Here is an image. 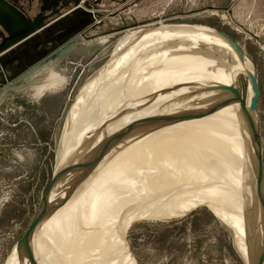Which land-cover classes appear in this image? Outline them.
Here are the masks:
<instances>
[{"label": "rangeland", "instance_id": "1", "mask_svg": "<svg viewBox=\"0 0 264 264\" xmlns=\"http://www.w3.org/2000/svg\"><path fill=\"white\" fill-rule=\"evenodd\" d=\"M86 2L92 7L89 11L95 14L92 15L91 22H88V19H85L87 17L79 13H70L65 17H61L58 21L49 24L41 31V33L45 31L46 33H44L47 34L46 37L49 36L48 39L52 38L53 40L40 41L39 39L42 38L40 35H38L39 37H33L29 45L22 47L15 53V55L19 57V60H15L12 66L5 64L6 68L4 70L0 69V71L3 70L2 72L5 71V75L12 78L10 82L15 81L16 77L13 78V73L17 70L18 66L24 65L29 60L32 64L37 63L66 43L64 42L60 45L64 38L57 39L58 34H60L61 29L64 27L68 29L77 24V34L79 35V33L83 31L81 33L83 34L82 39H77L79 43L84 41L86 44H90L92 42L103 41L102 48L93 54L82 52L79 48L80 46L71 51L68 58L62 60L57 68L58 70H63V73H59L56 69H51V75L58 73L59 76L64 78V81L62 85H58L59 87L44 91L43 95H40L41 97L31 94L30 96L33 97L31 98L13 93L11 96L4 97L3 99L0 98V264L9 263L16 249L14 246L23 238L36 212L39 208L41 210L44 200L47 198V192H49L48 188L51 181L60 168L63 136L67 126L68 116L77 97L88 82L94 80L93 78H95V76L96 78L102 76L110 70L113 64H117V72L115 70V75L110 73L106 75V78L111 75L113 89L107 94L110 95L112 93V97H109L113 101L110 100L112 103H105L102 101L105 105L101 109L96 110L99 116L102 117L109 111L108 109L106 112L105 107L114 103V109L117 108V112L116 114L114 113V115L113 109V111L111 110L107 113L109 117L106 119L104 118L105 121L103 120L102 125H100L101 128L99 127V129H96L99 138L93 139L89 143L91 149L94 148L93 155L96 154V166H98V163L101 165L104 164L103 162H105L106 156L109 153L107 150H103L104 147L106 148V145L99 149L102 144L103 136H105V134L107 135L108 131L115 125L113 124L117 122L115 119L118 120L121 118L126 105H128L127 108H131V103H136V108H139L140 105L141 108L143 105V110L138 114L144 115V120H146L148 116H150V120H152L154 116L157 117L156 113L151 114L149 112L152 110L151 107H158V105L156 106V102L161 101L162 98L153 99L151 93H155L156 91L154 92L152 89L151 92L149 91L152 100H149V95H145L146 91L143 93L144 95L141 96L140 90L142 86L140 87L139 85H143L150 81H152L151 83L153 84L154 81L156 82L159 80V75H156L159 71L163 72V66L162 62L159 61L160 58L158 54H155V52L158 51H156V44L152 38L145 44L138 46L141 48L147 47L145 51H142L143 54L131 50L132 46L128 44L132 43L133 45L134 40L130 39L129 35L132 36V32L138 29L159 27L160 24L205 26L228 35L236 43L239 49L251 62L258 78L259 98L256 119L257 125L259 123L258 133L264 170V26L258 27L257 21L253 19V7H256V0H86ZM261 4L262 7H260V12L264 15V10L262 9L264 8V0L261 1ZM220 12L228 14L232 23H229L223 18L219 14ZM84 23L86 24L83 27L82 25ZM64 24L65 26H63ZM81 26L83 28L79 29L78 27ZM237 27L240 28L241 32L237 30ZM48 29L49 31H47ZM71 39L76 38L72 37ZM39 42H41L40 48H31L34 44ZM53 43L58 44L59 47H55ZM125 45L131 48L126 50L127 48ZM134 55H139V57ZM141 55L142 57H140ZM128 58H130V60L134 58L139 59L137 61L134 60L135 62H130ZM144 59L146 60L144 61ZM137 67L141 69L137 71ZM138 77L142 80L137 79ZM161 79L165 80V76ZM134 83L135 85L132 86ZM128 85L132 86V91ZM3 87H5V85L3 83L0 84V92ZM234 87L240 103L247 106L249 85L246 78L241 75L236 77L235 74ZM128 88L130 90L129 92ZM94 89L96 90L95 95L97 96V94H99L98 97L101 96V92L97 93V90L100 89L97 83L95 82V85L91 83L90 89L86 94L87 97H85L86 100H94ZM117 89L122 90L118 96H115L114 93ZM121 92L125 95L121 94ZM38 97L40 98L34 99ZM100 98L102 100V97L98 99ZM147 99L148 101L146 102ZM119 100L124 101L121 103ZM153 103L155 104L152 105ZM109 108L111 109L112 107ZM185 108H188V105H180L179 111ZM102 109L103 111H101ZM168 110L171 111L169 117L177 118L178 114L175 113L176 108L169 107L166 112H168ZM113 117L115 118L112 121L110 118ZM150 120L142 122L140 125L133 128L132 132L137 133L140 131L141 126L147 123L149 129L146 134L147 140L145 145H143V147H138V149L135 148L137 145L131 148L134 161L132 160V162L126 165H131L135 161L137 163H143L156 159L158 152H160L170 140V135H162L157 129H152L154 126L150 128L149 124H153L149 122ZM94 124L95 123L90 125L92 126L90 129H95L93 128L95 127ZM93 132L96 133L95 131ZM116 133L117 129L115 130V128H113L111 136L114 135L115 137ZM74 139L75 136L70 140L73 141ZM110 139L111 144L113 143L112 137H110ZM72 141H69V143L71 142L73 146L75 140ZM99 141L101 142L100 144H98ZM92 145H94V147ZM67 147L71 148L68 143ZM123 166L125 165L119 163L108 173L117 172ZM96 169L98 174H100L99 169ZM193 170H195V168H193ZM198 170L200 171V169H196L193 172L191 168L187 170V172L191 174L188 175V178L195 179L197 176H200L199 174L201 171L199 172ZM202 172L204 173V171ZM63 173L69 176V168H65ZM194 173L198 175L194 176ZM201 176L204 177L203 174ZM98 177H100V175ZM162 182L163 180L157 179L153 182L151 181L147 186L144 184L143 186L145 187L139 186L140 188L134 190L130 189L126 196V200L123 201L124 203L119 205L118 213L123 214V212L127 210L126 208H138L144 205L143 201L145 195L147 197L150 194H152L150 203L157 200L158 204L148 207L157 212L168 210L171 205L179 206V200H182L181 202H186L188 197L185 199L178 198L177 202H173L171 205V202L167 201L168 199L162 198L163 203H161L157 196L161 195L159 192L163 185ZM100 183L102 184V181H100ZM88 192L89 191H86L84 193L87 199L90 198V200L87 201V210H93V208L94 211L95 209L98 210L99 205L97 204V200H95L97 197L94 195V191L92 193L94 196H90L91 194ZM89 201L91 205H89ZM145 203L147 202L145 201ZM92 206L93 208H91ZM90 212L92 211L90 210L88 213ZM260 213H264V211H260L258 214ZM84 217H86L85 214H82L77 221L73 222L72 220H68L66 221L67 224L63 221L65 222V229L59 232H56V230L53 231L50 233L49 238L45 239L49 242L45 244L38 243L34 247H36L38 251L49 245L52 247L59 242H63V240H65V243H62L63 245L72 246V243L75 244L80 241L79 238L85 230V227L80 224V221H83ZM63 222L62 226H64ZM87 222H89L88 226L90 224V227L98 224V222L96 224L94 221ZM91 223L93 224L91 225ZM78 224H80L79 227H82L77 228V231L76 226H78ZM259 225L257 226L258 228L254 225L256 229L251 228L253 229L251 231L254 233L258 229L257 241L261 245L262 241H264V236H260V227H262V225L260 227ZM244 226L242 227L245 228L246 231H243V233L246 235L247 232L249 233L250 229ZM104 234L107 236L105 237ZM68 235H71V238ZM103 235L101 234V237H103L100 239L102 241V246L107 239L111 242L116 234L103 233ZM236 237H238V239ZM87 238V236H84L83 239L86 240ZM70 239L72 240L71 244L69 242ZM242 239L241 236L235 233L234 228L226 224L225 220L216 216L207 206H201L184 216L167 219L137 218L136 221L131 223L123 238V245L127 247V250L123 249L122 257L114 256V253L118 254L119 252H117V246L110 244L113 247L112 249H108L110 254L105 247L104 249L107 253L104 252V255L103 251H99L97 247H95L97 250L92 252L90 251L92 249H89L88 246L85 248L89 249V252L82 258L79 253L82 251L81 247L84 249L83 243H80L83 246L78 244L79 247L81 246L80 250H78L79 247L76 246V252L70 253L69 249L62 257L57 256L56 258H52L51 261H46L45 259L48 253L46 250L38 252L36 257L33 258V251H28V254L32 264H108V262L111 264H254L240 244V242L243 244L246 243L245 239H243V241ZM259 240L262 241L260 242ZM118 241H120V236H118L117 242ZM110 245L108 246L110 247ZM77 250L79 252H77ZM98 253L100 256H98ZM101 254H103V256ZM106 258H108V260Z\"/></svg>", "mask_w": 264, "mask_h": 264}, {"label": "bare ground", "instance_id": "2", "mask_svg": "<svg viewBox=\"0 0 264 264\" xmlns=\"http://www.w3.org/2000/svg\"><path fill=\"white\" fill-rule=\"evenodd\" d=\"M222 17L225 18L224 14ZM237 30L240 31V28L237 27ZM132 33L134 35L129 36L130 39L134 40V44H128L132 48L125 45L126 50L131 48L135 52L142 53L147 47L141 48L138 46L145 44L152 38L156 44V51H158L155 54H158L159 61L162 62L163 72L159 71L156 75H159V80L154 81L155 83L153 82V84L150 81L144 84L142 82L143 85H139L140 87L142 86L141 94L139 93L141 96L146 91L145 95H149L148 98H150L149 91L151 92L152 89V91H156L151 93L153 99L162 98L161 101L156 100L158 101L156 102L158 107H151L152 112H149L151 114L156 113L157 117L154 116L150 120V116H148L149 118L146 117V120H144L145 116L138 114L143 110V105L141 108V105L136 108V103H131V108H127L128 105H126L124 113L122 112L121 118L118 119L119 121L115 119L117 121L113 123L115 125L108 131L107 135L103 136L99 149L106 145L103 150H107L109 153H106L104 164L98 163V166H96V154L93 155L94 148L91 149L89 143L91 140L99 138L96 129L101 128L100 125H102L104 118L109 117L107 113L114 109V103L105 107V111L107 112L108 109L109 111L102 117L96 111L101 109L105 103H112L111 101H113L110 98L112 93L110 95L107 94L113 89L111 75L108 78H106V75L108 73L115 75L117 64H113L110 70L102 76L98 78L95 76L96 79L93 78L94 80L88 82L77 97L68 116L63 136L60 168L56 172L55 180L49 189L41 210L36 213L34 226L27 237L18 246H14L16 249L8 264H32L28 253L33 251V258L42 250L48 251L45 259L46 261H51L52 258L57 256L62 257L69 249L70 253L76 252V246L80 243L84 245V249L80 246L82 251L79 255L82 258L89 252V249H92L90 250L92 252L98 249L103 251L105 255L104 252L106 250L108 252V249L113 248L110 244L117 246V252L119 253H114V256L122 257L123 249L127 248L123 245V238L131 223L136 221L137 218L167 219L184 216L201 206H207L211 212L234 228L238 236L245 239L246 243L240 242V244L254 264H264V241L259 240L260 242L262 241L261 245L258 243V229L254 233L251 231L256 229L254 225L257 227L260 224L259 227L262 225L260 227V236H264V213L258 214L260 211H264V192L258 186L256 180L257 147L250 127L252 126L250 125L251 122L254 125L256 124L257 128L259 125V123L257 125L256 112L253 115L250 112L252 90L247 73L249 70L255 71L251 62L243 52L244 57L241 58L231 44L216 30L205 26L160 24L159 27L138 29ZM100 43L102 44L103 41ZM134 56L139 57V55ZM128 59V61L133 62L139 58ZM138 67L136 68L137 71L141 69ZM51 69L53 68H46V77L42 84L31 87L29 92L32 95L40 96L44 91L62 85L64 78L59 76L58 73L51 75ZM235 74L236 77L241 75L246 78L249 85L247 106L240 103L236 94L234 87ZM164 76L165 80L161 79ZM95 82L100 88L97 93L101 92L99 97H102V100L101 98L98 99L99 94L96 93L97 96L95 95L96 86L93 90L94 100H86L85 97H87L86 94L90 89V84L94 83L95 85ZM131 85H128L129 88L134 86L135 83ZM129 88L128 92L130 91ZM117 90L114 93L115 96H118L122 89ZM149 100L152 99L150 98ZM122 101L120 102L122 103ZM185 104L188 105V108L179 111V106ZM109 107L112 108L110 109ZM169 107L176 108L177 118L169 117L171 111L168 110L166 112ZM116 109H114L113 114H116ZM251 116L252 118H250ZM114 118L110 119L113 121ZM147 119L153 123L149 124L150 128L154 126L152 129H157L162 135H170V140L158 152L156 159L143 163L135 161L131 165H126L133 160L131 148L137 145L135 148L138 149V147L145 145L149 128L147 123H144L139 132L134 133L132 130L142 122L148 121ZM93 123H95V127H93L95 129H90V127L92 128L90 125H93ZM113 128L117 129L115 137L114 135L111 136ZM74 136L75 141L73 140L72 146L69 141H72L70 139L74 138ZM110 137H112L113 142L111 144ZM100 141L98 144L101 143ZM67 143L71 148L67 147ZM92 146L94 147V145ZM119 163L125 166L117 172L108 173ZM65 168H69V176L63 173ZM96 168L99 169L100 174H98ZM190 168L193 172L196 169H200L204 177L201 176V173L199 174L200 176L194 173L195 175H192L197 176L195 179L188 178V175L191 174L187 170H190ZM99 175L100 177H98ZM157 179L163 180V185L159 192L161 195L157 196L161 203H163L162 198L168 199L167 201L171 202V205L173 202H177L178 198L185 199L188 197L186 202L179 200V206L171 205L168 210L157 212L149 208L158 204L157 200L150 203L152 198V194H150L147 197L145 195L144 205L138 208H126L127 210L123 214L118 213L119 205L124 203L123 201L126 200L130 189L145 187L143 186L144 184L147 186L151 181L153 182ZM100 181H102V184ZM86 191H89L90 196L95 195L97 197L95 200L98 202L99 212L97 209L94 211L92 206L93 210L88 208L92 212L88 213L87 201L90 198L87 199L85 197L84 193ZM93 191L94 195H92ZM89 205H91L90 201ZM82 214H85L86 217L83 218V221H80V224L85 227V230L83 229L84 232L80 230L83 232V234L80 232V241L74 244L70 239L69 242L70 244L72 243V246H70L63 245L62 243H65V240H63V242H59L52 247L49 245L37 251L36 247H34L36 244L49 242L45 239L49 238L50 233L55 230L56 232L62 231L66 228V221L72 220L75 222ZM87 221H94L96 224L98 222V224L92 225L93 222L90 227ZM62 222L64 226H62ZM80 224L76 226V229L82 227H79ZM244 225L247 229H250L246 235L243 233V231H246L242 227ZM103 233H115L116 235L111 242L107 239L102 246L100 239L105 235ZM101 234L103 235L102 237ZM84 236L88 238L84 240ZM118 236H120V241L117 242ZM236 238L238 239V237ZM80 247L78 250H80ZM78 250L77 252H79ZM103 254L101 255L103 256ZM98 256H100L99 253ZM106 259L108 260V258Z\"/></svg>", "mask_w": 264, "mask_h": 264}, {"label": "water", "instance_id": "3", "mask_svg": "<svg viewBox=\"0 0 264 264\" xmlns=\"http://www.w3.org/2000/svg\"><path fill=\"white\" fill-rule=\"evenodd\" d=\"M15 1L16 0H13V1L0 0V26L4 30V35L0 42V69H3V70L6 68L5 64H8V66H12V63L15 60H19L18 56H16L15 53H17V51L21 49L22 47L29 45V43L32 42L31 39L33 37L35 36L39 37L38 35H40L41 31L45 29L49 24L54 23L55 21H58L61 17H65L66 15L70 13L74 14L78 11H81L80 9L77 8L78 7L77 5L78 3H77L76 4L77 6L74 9L67 12L66 14L52 17L48 21L43 22L41 20H31L30 18H27V16H24L23 13L16 7ZM84 14L86 15V17H89L90 15L91 16L95 15L93 13L90 14L86 12H84ZM219 14L221 16L224 14L225 19L229 23H232L231 20L229 19L228 14L224 12H220ZM217 32L231 44V46L236 50V52L241 58L244 57V55L242 54V51L239 49L236 43L228 35L220 31H217ZM77 33H78V30L64 37L62 42L60 41L61 42L60 45L63 44L64 42L66 43L63 44L61 47H59L58 44L53 43L55 47L57 48L59 47V48L51 52L46 58L40 60L39 62L32 64V62H30L29 60L24 65L18 66L17 70L14 71L13 73V78L16 77L15 81L10 82L12 81L11 80L12 78L10 77H5V80H4L2 78L3 77L2 74L0 73V78H1L0 84L3 83L5 85V87H3L0 92V98L3 99L4 97L11 96L13 93L16 95L31 97L30 96L31 93L29 92L31 87L40 85L45 80L46 68L51 67L53 69H56L59 73H63V70L57 69L60 62L68 58L69 53H71V51L76 49L78 46H80L79 48L82 52H87L89 54H93L94 52L102 48L103 44H101L100 42H92L90 44H86L84 41L79 43L77 39H71ZM247 74H248V79L250 81L251 90H252V96L250 99V112H251V115H253L257 110V104H258V98H259V83H258V78H257V74L255 71L249 70ZM40 97L34 98V99H39ZM250 118H252V116ZM250 125H252L250 127L255 137V143L257 147L256 180H257L258 186L264 192V172H263V167H262L261 146H260L258 128L256 124L254 125L252 122ZM54 180H55V176L52 179L51 184L53 183ZM51 184L48 189H50ZM42 200H41V203H42ZM35 217H36V214L28 230L26 231L25 235L17 243V246L21 241H23L27 237L28 233L34 226Z\"/></svg>", "mask_w": 264, "mask_h": 264}, {"label": "flooded vegetation", "instance_id": "4", "mask_svg": "<svg viewBox=\"0 0 264 264\" xmlns=\"http://www.w3.org/2000/svg\"><path fill=\"white\" fill-rule=\"evenodd\" d=\"M10 1H13V0H10ZM15 3H16L15 4L16 7L23 13L24 16H27V18H30L31 20H41L43 22L48 21L52 17L65 14L69 12L70 10L74 9L77 5H78L77 8L81 10V11L76 12L77 14L79 13L80 15L86 17L84 12L90 13V14L92 13L91 11H89L92 7L90 4L86 2V0H16ZM92 17L93 16L90 15L89 17L85 19H88V22H91ZM85 24L86 23H84L82 26L84 27ZM63 26H65V24ZM82 26L78 28L79 29L83 28ZM65 28L66 27L61 29V32L60 34H58L57 39L64 38L67 35L71 34L72 32L77 31V24L74 26H71L68 29H65ZM47 31H49V29ZM44 32L40 34V37L42 36V38H40L39 40L40 41L51 40L52 38L48 39L49 36L46 37L47 34H45L46 32L45 33ZM81 33H79V35L76 34L74 37L76 39H82L83 34ZM3 35H4V30L0 26V42H1ZM36 47L40 48L41 42L34 44L31 48L35 49ZM2 71L3 70H1L0 72L3 76L2 78L5 80V77H8V76L5 75V71L4 72Z\"/></svg>", "mask_w": 264, "mask_h": 264}, {"label": "crops", "instance_id": "5", "mask_svg": "<svg viewBox=\"0 0 264 264\" xmlns=\"http://www.w3.org/2000/svg\"><path fill=\"white\" fill-rule=\"evenodd\" d=\"M261 1L262 0H258V1L256 0V7L255 6L253 7V10H254L253 19L255 21H257L258 27L264 26V15H262V13L260 12L261 11V8L260 7H262ZM243 3H244V1H243ZM262 9L264 10V8H262Z\"/></svg>", "mask_w": 264, "mask_h": 264}]
</instances>
